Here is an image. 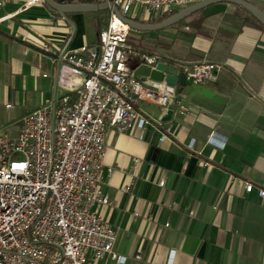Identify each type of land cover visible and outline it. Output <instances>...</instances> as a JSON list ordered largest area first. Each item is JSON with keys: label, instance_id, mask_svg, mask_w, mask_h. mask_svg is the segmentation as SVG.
<instances>
[{"label": "crops", "instance_id": "crops-1", "mask_svg": "<svg viewBox=\"0 0 264 264\" xmlns=\"http://www.w3.org/2000/svg\"><path fill=\"white\" fill-rule=\"evenodd\" d=\"M27 1L0 7V128L10 134L18 127L3 122L19 123L64 93L66 72L59 74L57 56L94 46L85 15L93 11L62 13L41 0L24 7ZM247 1L264 10V0ZM192 16L196 26H184L192 35L165 39L163 56L220 64L202 86L226 102L213 111L176 92L187 110H174L168 121H159L166 110L159 104H140L159 129L153 123L128 132L107 128L104 164L113 172L104 171L100 188L110 203L98 212L114 228L113 252L126 257L124 264H264V196L257 194L264 189V30L227 2ZM131 18L153 21L138 9ZM211 134L223 148L207 142ZM244 182L254 186L248 194ZM92 264L116 263L106 256Z\"/></svg>", "mask_w": 264, "mask_h": 264}, {"label": "built area", "instance_id": "built-area-1", "mask_svg": "<svg viewBox=\"0 0 264 264\" xmlns=\"http://www.w3.org/2000/svg\"><path fill=\"white\" fill-rule=\"evenodd\" d=\"M5 1L0 0V7ZM197 1L92 0L111 3L124 17L138 9L146 19ZM31 4L29 0L24 7ZM130 30L109 8L96 47L84 45L55 57L62 61L59 74L66 72L60 87L64 93L24 115L17 134L0 133V264H92L106 256L125 263L124 255L113 252L114 228L98 212L110 203L100 188L104 171L107 176L113 172L104 164L105 132L153 123L140 110L144 101L180 113L187 110L175 100L173 87L142 80L134 69L140 64L154 68L162 61L183 73L188 83L203 85L221 68L212 61L170 62L157 52L138 51L129 44ZM153 124L159 129V121ZM207 142L225 145L213 134ZM158 185H164L163 178ZM253 187L244 182L245 193ZM257 194L264 196V189Z\"/></svg>", "mask_w": 264, "mask_h": 264}, {"label": "water", "instance_id": "water-1", "mask_svg": "<svg viewBox=\"0 0 264 264\" xmlns=\"http://www.w3.org/2000/svg\"><path fill=\"white\" fill-rule=\"evenodd\" d=\"M43 1L52 8L62 13L84 10L99 11L111 8L112 11L130 27V29L136 31L157 30L160 28L171 26L210 4L216 2H227L242 7L243 9L248 11L262 26H264V10H261L247 0H200L179 9L173 15L157 23H141L134 18L124 17L119 13L114 5L108 2L58 4L53 0ZM132 67L135 68L136 64H133ZM134 74L135 76H139L142 80L147 77L149 81L162 83L166 86L173 87L178 94L186 95L191 102L209 110L218 111L222 109L223 105L226 102L225 97L215 93L214 91L200 84L188 83L185 80V76L183 75V73L179 72L171 64H167L162 61L157 62L154 68H149L143 64H140L134 69ZM172 115L173 110L171 108H168L161 115L159 121H168L171 119Z\"/></svg>", "mask_w": 264, "mask_h": 264}, {"label": "rangeland", "instance_id": "rangeland-1", "mask_svg": "<svg viewBox=\"0 0 264 264\" xmlns=\"http://www.w3.org/2000/svg\"><path fill=\"white\" fill-rule=\"evenodd\" d=\"M134 10V9H133ZM132 10V12H133ZM132 12L129 13V16L132 17ZM86 14V24L88 26V30L90 33V38L93 42V45L96 47L98 44V34L99 30L104 27L108 20V9L93 11V12H85ZM160 17V16H158ZM158 17L153 18L152 20L157 19ZM192 14L184 18L183 20L164 28H160L157 30H148V31H136L131 29L128 37L129 44L138 51L142 52H157L162 57L168 54L166 52L165 46L167 44L163 42L165 39H176L181 36H191V33H187L184 29L186 24H191L196 26V21H194ZM93 22V26H92ZM93 27V28H92ZM3 125L11 126L16 125L19 128V123H12L11 121H6L2 123ZM3 130H7L5 128H0L1 133ZM18 132V131H17ZM16 132V134H17ZM15 135V134H13Z\"/></svg>", "mask_w": 264, "mask_h": 264}, {"label": "trees", "instance_id": "trees-1", "mask_svg": "<svg viewBox=\"0 0 264 264\" xmlns=\"http://www.w3.org/2000/svg\"><path fill=\"white\" fill-rule=\"evenodd\" d=\"M55 3L58 4H74V3H82V2H92V0H53ZM176 11H170V12H166L164 14H162L160 17H158L157 19L150 21V23H157L160 22L161 20L173 15ZM138 21V20H137ZM256 24L262 29L264 30V26H262L257 20ZM144 23V22H141Z\"/></svg>", "mask_w": 264, "mask_h": 264}]
</instances>
